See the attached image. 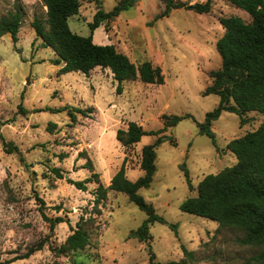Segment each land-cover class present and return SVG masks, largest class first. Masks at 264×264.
I'll use <instances>...</instances> for the list:
<instances>
[{
  "label": "rangeland",
  "instance_id": "374dc122",
  "mask_svg": "<svg viewBox=\"0 0 264 264\" xmlns=\"http://www.w3.org/2000/svg\"><path fill=\"white\" fill-rule=\"evenodd\" d=\"M20 1L25 17L19 40L14 42L10 33L0 37V264H150L152 253L167 262L181 258L183 247L196 252L194 264H256L251 259L263 248L241 244L240 230L181 209L186 198L197 195L207 174L237 162L227 144L264 123V114L258 111L244 114L243 124L239 114L222 112L212 124L219 150L197 124L220 102L217 94H203L212 83L210 72L222 65L216 46L225 31L220 19L237 15L251 22L250 13L229 0H213L207 13L177 8L157 18L165 9L163 0H137L92 30L99 4L82 0L79 13L69 18L74 32L92 34L96 44L116 45L136 64L149 59L165 74L159 85L124 81L123 92L118 93L109 68L97 67L89 75L60 74L63 63L53 62L56 53L43 46L31 25L36 16L46 17L47 8L42 0ZM120 1L101 0L100 6L110 11ZM15 2L0 0V17ZM74 106L93 110L88 116L78 113L76 122L68 109L56 110ZM173 115L182 119L161 134L165 140L156 147L154 180L139 190L167 223H152V239L140 241L133 231L148 213L123 192L109 191L97 202V189L100 184L107 187L123 164L130 180L142 176V148L159 137L145 134L126 147L117 139L119 128L135 121L145 131L160 130L166 127L164 116ZM2 137L19 150L7 152ZM53 168L60 169L63 178ZM69 178L86 181L87 189ZM44 213L64 221L53 227ZM77 230L86 236L63 248ZM40 243L41 250L17 258Z\"/></svg>",
  "mask_w": 264,
  "mask_h": 264
},
{
  "label": "trees",
  "instance_id": "16d2710c",
  "mask_svg": "<svg viewBox=\"0 0 264 264\" xmlns=\"http://www.w3.org/2000/svg\"><path fill=\"white\" fill-rule=\"evenodd\" d=\"M42 1L47 8L46 17L36 16L31 25L36 35L43 40V46L51 47L56 53L57 58L53 62L58 65L63 63L59 69L60 74L80 71L89 75L97 67L109 68L118 82V93L123 92L124 81L140 79L145 83L157 85L165 82L162 67L151 60L136 64L116 45L96 44L92 34L83 36L74 32L70 27L69 18L79 13L82 0ZM96 1L99 5L94 21L91 23L92 30L105 21L114 20L137 0H121L110 11L101 8V0ZM163 1L165 9L157 18L168 16L172 10L177 8H186L198 13H207L213 8V0L196 3L182 0ZM229 1L250 13L252 21L246 22L237 15L220 19L225 31L217 40L216 46L222 57V65L219 69L210 72L212 83L203 92L204 95H219L220 102L214 110L207 113L203 122H197L200 133L210 137L218 150L220 148L217 145L216 133L212 129V124L222 112L229 111L239 114L242 124L246 122L244 114L247 112L258 111L264 114V0ZM24 17L25 7L20 0H16L13 9L0 17V37L10 33L12 40L17 42ZM64 109H68L72 121L76 122L78 113L88 116L93 107L74 106L56 110ZM164 117L166 127L160 130L145 131L142 125L135 121H129L126 129H118L117 139L126 147L138 143L145 134L159 137L155 143L147 144L142 148L140 162L144 171L142 176L135 181L130 180L125 164H123L107 187L100 184L97 189V202L104 199L109 191L123 192L140 209L148 213L147 220L133 231V236L140 241L147 242L152 239L150 233L152 223L156 221L167 223L163 216L156 213L155 207L139 194L140 188L149 187L154 180L157 171L156 147L165 140V136L161 134L182 119V116L178 115ZM50 124L51 126L56 125L55 123ZM3 142L7 152L19 150L13 142L6 141L4 138ZM172 142L175 143L173 138ZM227 149L236 155L237 162L218 173L207 174L198 185L197 195L186 198L181 204V209L217 221L220 227H234L240 230L243 233L239 240L241 244L263 248L262 252L253 256L251 260L256 264H264V123L243 136L232 139L227 144ZM183 169L190 188H193L188 168L183 166ZM52 170L57 177L63 178L60 169L53 168ZM94 176L97 177V174ZM69 182L80 189H87L86 181H75L69 178ZM38 198L42 204H45L42 198L39 196ZM44 216L53 227L56 223L64 221L62 217L50 218L45 213ZM171 226L175 227V225ZM85 236L86 233L83 230L75 231L68 237L63 248L77 239L80 243L79 238ZM43 245L40 243L31 247L26 255L17 258H26L41 250ZM183 250L184 254L181 258L167 262L156 260L152 253L150 264H194L198 262L194 250H188L185 247Z\"/></svg>",
  "mask_w": 264,
  "mask_h": 264
},
{
  "label": "water",
  "instance_id": "95a60500",
  "mask_svg": "<svg viewBox=\"0 0 264 264\" xmlns=\"http://www.w3.org/2000/svg\"><path fill=\"white\" fill-rule=\"evenodd\" d=\"M28 83H30V78L28 79Z\"/></svg>",
  "mask_w": 264,
  "mask_h": 264
}]
</instances>
